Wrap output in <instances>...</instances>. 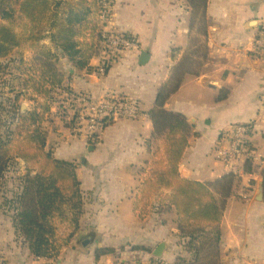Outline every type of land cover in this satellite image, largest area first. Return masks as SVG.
Returning a JSON list of instances; mask_svg holds the SVG:
<instances>
[{"label":"crops","instance_id":"obj_1","mask_svg":"<svg viewBox=\"0 0 264 264\" xmlns=\"http://www.w3.org/2000/svg\"><path fill=\"white\" fill-rule=\"evenodd\" d=\"M252 21L258 26L264 22V0H208L199 15L188 6V0H113L105 29L133 37L135 45L124 51L103 77L95 72L79 73L70 65L63 73L73 75L67 82L76 93L95 99L108 93L122 95L137 102L143 116L116 120L94 145L84 136L69 134L66 127L50 131L48 142L68 137L65 144L55 145L56 157L82 163L77 176L85 195L84 214L77 230L71 215L56 220L55 239L62 247L57 260L49 262L32 255L14 227L12 213L0 203V254L8 263L124 264L135 260L137 264H153L158 259L153 253L162 243L167 248L161 260L167 264H175L179 257L191 261L178 236L174 208L149 213L145 220L135 211L152 157L146 146L154 130L150 111L177 61L189 50L207 46L208 60L200 76H187L165 105L168 111L185 115L192 126L190 146L180 165L182 177L213 183L229 173L215 150L222 132L233 124L252 126L249 141L257 152L262 150L264 159V58L246 55L258 27L250 28ZM206 25L208 37L202 35ZM174 49L179 50L176 60L172 58ZM142 51L149 54L145 65H140ZM99 63L100 58H96L92 65ZM221 95L223 100H219ZM49 124L48 129L60 125ZM143 164L146 177L141 181L136 169ZM245 176L237 177L240 180L229 199L218 196L223 200L220 264H264V194L257 200L263 175ZM136 247L146 250H133ZM106 248L116 253L97 258L96 250Z\"/></svg>","mask_w":264,"mask_h":264},{"label":"trees","instance_id":"obj_2","mask_svg":"<svg viewBox=\"0 0 264 264\" xmlns=\"http://www.w3.org/2000/svg\"><path fill=\"white\" fill-rule=\"evenodd\" d=\"M207 2L188 0V6L199 15L204 13ZM64 4L63 0H1L0 4V60L9 57L23 45L16 34L20 26L27 28L23 34L24 43L36 51V62L29 68V72H33L29 77V88L33 90L30 101H34L36 106L22 114L20 103L26 95L24 92L16 93L14 98H4V94L0 93V111L4 113V108L8 107L7 116L10 117L6 122L7 131L2 133L5 125L0 126V191L5 190V186L17 174L16 169L20 167L18 160H22L26 175L18 178V187H14L16 191L11 193L12 197L6 196L4 205L14 214V227L32 255L55 261L60 249L55 246L56 229L52 220L56 214L62 215L64 207L68 206L74 216V224L78 227L84 214L85 196L77 176L78 164L60 160L52 150H47L45 123L52 115L54 104H60L58 112L75 111L67 98L59 100L54 97L57 91L64 89L67 80L73 75L67 77L58 68L60 57L53 47L68 57L76 70L82 72H96L98 68L92 63L100 58L105 75H108L121 56L109 45L108 36H122L135 41L127 34L106 31L112 15V1L109 8L104 9L101 0H79L77 6L70 7L64 13V24L59 26ZM104 10L106 16L102 22ZM46 23H50L48 30L43 29ZM206 28L207 25L202 27V35L208 37ZM46 40L50 41L52 47L43 44ZM207 49L204 46L203 49L195 48L186 52L172 68L170 78L157 95L155 106L150 111L154 130L148 145L152 154L151 162L147 163L149 172L139 188L135 204V211L141 220H145L149 213L176 210L178 236L192 260L179 257L175 264H220L223 200L218 196L229 199L237 187L235 184L240 180L233 174H227L213 183H203L185 179L181 175L180 165L190 146L192 126L185 115L168 111L165 105L187 76H200L203 63L208 60ZM177 52L179 50H172L173 60H176ZM197 54L200 56L197 57ZM9 67L0 63V80ZM224 98L221 95L219 100ZM3 121L0 116V122ZM62 122L67 129L78 127L68 119H62ZM113 123L115 120H98L91 144H97L103 129ZM247 127L249 139L253 130L251 125ZM248 145L252 146V143L249 141ZM246 169L247 174L257 172L252 165ZM262 175L264 182V170ZM211 247L214 250H210ZM133 250L146 248L136 247ZM114 253L116 250L112 248L95 252L97 258Z\"/></svg>","mask_w":264,"mask_h":264},{"label":"built area","instance_id":"obj_3","mask_svg":"<svg viewBox=\"0 0 264 264\" xmlns=\"http://www.w3.org/2000/svg\"><path fill=\"white\" fill-rule=\"evenodd\" d=\"M104 9L109 8V4L105 0H101ZM106 12L103 11L102 19L105 20ZM105 37V35H104ZM109 45L117 52H123L121 49H130L135 45V41L122 36H108ZM246 55L257 58H264V22L257 27L252 44L246 50ZM97 76H105L104 66H98L95 72ZM63 92L66 93L68 99H72L75 111L69 120L78 126L74 131L84 133L88 138H93L98 120L107 119L108 121L118 119H139L143 116V112L135 101L115 93H108L104 97L95 99L88 94L76 93L71 85L66 84ZM73 109V110H74ZM248 127L244 124H233L222 132L221 143L217 145L215 156L218 161L228 170V174L236 177L246 175L245 168L252 165L257 169V173L262 175L264 170V159L254 149L253 145L249 146ZM251 143V142H250ZM254 162L259 163V166ZM24 165V163L22 162ZM55 262V260H48ZM0 264H9L5 256L0 254ZM124 264H137L135 260H131ZM153 264H167L161 259H157Z\"/></svg>","mask_w":264,"mask_h":264},{"label":"rangeland","instance_id":"obj_4","mask_svg":"<svg viewBox=\"0 0 264 264\" xmlns=\"http://www.w3.org/2000/svg\"><path fill=\"white\" fill-rule=\"evenodd\" d=\"M63 1L65 2V4L63 5V7L61 9L62 14L60 15V19L58 21L59 26H62L64 24V19H65L64 13L70 7L77 6L79 0H63ZM105 1H107V0H105ZM108 1H109L108 4H110V1H112V3H113V0H108ZM0 4H1V0H0ZM110 11L113 12V7L110 8ZM110 19H111V17H110ZM101 20H102V22L105 21L102 18H101ZM109 21L110 20H108V23H109ZM49 27H50V23H46L45 26L43 27V29L48 30ZM26 29L27 28H23V26H20L16 31V34L19 36L18 40L23 45H21L19 48H16L9 57L3 58L0 60V63H2L4 65H10L9 71L5 75H2V78L0 80V93L4 94V98H14L16 93L24 92V94H26V95L21 100V103H20L22 114L29 112L30 110H32L36 106V103L34 101H30V97L33 94V90L29 88L31 86V79L29 77H31L32 73H33V72H29V68H30V65H33V63L36 62V60H35L36 51L33 49H30L24 43L23 34H24ZM45 34H47V33L45 32ZM43 44H46L49 47H52V44L50 43L49 40L44 41ZM53 50H54V52H57V54L60 57L59 58L60 60L58 62V68L62 72L68 70L69 65L73 67V64L70 62L68 57L62 55L61 52L59 50H56V48H54V47H53ZM125 51H128V49H126ZM123 53H125V52H121L120 59H121ZM61 57H65L67 59V61L66 62L61 61V59H64ZM120 59L118 60V62L120 61ZM99 65H100V63H99ZM99 65H97L96 67L98 68ZM73 70L76 71V69L74 67H73ZM77 72L82 73V71H78V70H77ZM83 72H85V71H83ZM67 84L70 85V83H67ZM59 94H61V95H59ZM54 97L59 98V100H64L65 98L68 99V96L66 95V93L61 91V90L57 91V94H54ZM38 99H41V98L38 97ZM68 100L71 102V105L74 104L72 99H68ZM41 102L44 103V100H41ZM67 103L68 102H66V104ZM59 106H60L59 103L54 104V106L52 108V115L47 118V120H49V121H47L45 123L46 131H47L48 135H49L50 131H53V133H54V132H57L59 129L66 130L65 125L62 122V119H68L69 120V117H71V115L73 114L72 110H70L69 113L58 112ZM4 110H5L4 113L0 111V116H2V119H4L3 122H0V126L5 125V127L2 128V133L8 130V127L6 126V122L9 121V118H10L7 116V112L9 111V108L5 107ZM55 122L60 123L59 127H57V129H55V128L48 129L47 126H50L49 123H55ZM51 126H53V125H51ZM67 132L69 134L71 133L73 136H78V137L84 136V138L86 139L88 144L92 143V141H91V140H93L92 138H88L84 133H81V134L78 133V130L74 131V129H69V131H67ZM62 134H64V133H62ZM67 140H68V137L59 136L56 140H52V141L48 142L49 144L47 146V150H52L53 153L55 154V152H54L55 145L58 143L65 144ZM151 140H152V136L146 142L147 149H148V145H149ZM148 151H149V149H148ZM258 153L262 154V150L258 149ZM18 161L20 163V167L18 166V168L16 169L17 174H15L13 176V178L5 186L6 189L3 191H0V203L2 204V207L4 208V210H6V211H9L8 207H6L4 205L5 204L4 201H5V199H7L6 196L12 197L11 193L16 191V189L14 187L18 184V182H17L18 178L26 175L25 163L22 160H18ZM22 162L24 163V165L22 164ZM254 163L259 166V163H257V162H254ZM76 164H78V167H79L82 163L76 162ZM145 167L146 166H144V164H143V165H139L138 169H136V171H138V173H139V175H137L138 179L141 181H142V178L146 177L144 175ZM244 177H246V176H244ZM17 187H18V185H17ZM63 211L64 212L62 215H60L58 213L54 216V218L52 220V224L56 229V234H57L56 220H60V221L65 220V218L68 217V215H71V219H72L71 222L73 223L72 225L75 228V230H77V226H75V224H74V216H73L72 212L69 210V207L65 206ZM9 213H12V212L9 211ZM13 215L14 214L12 213V217H13ZM170 218H173L171 214H170ZM55 238H56V236H55ZM55 241H56V239H55ZM55 244H56L55 245L56 248L61 249L62 245L60 243L56 242ZM210 250H214V247H211Z\"/></svg>","mask_w":264,"mask_h":264},{"label":"water","instance_id":"obj_5","mask_svg":"<svg viewBox=\"0 0 264 264\" xmlns=\"http://www.w3.org/2000/svg\"><path fill=\"white\" fill-rule=\"evenodd\" d=\"M258 26V22L257 21H252L249 23V27L250 28H254ZM148 58H149V54L145 51L141 52V57H140V65H145L148 62ZM263 194H264V183H261L259 192H258V197L257 200L261 201V199L263 198ZM166 244L162 243L158 246V248L155 250V252L153 253L154 257L161 259L163 257L164 252L166 251Z\"/></svg>","mask_w":264,"mask_h":264}]
</instances>
